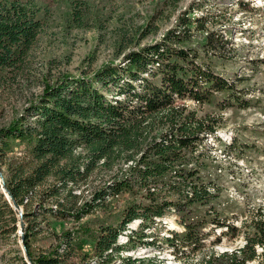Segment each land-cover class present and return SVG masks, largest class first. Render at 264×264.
<instances>
[{"label": "trees", "instance_id": "1", "mask_svg": "<svg viewBox=\"0 0 264 264\" xmlns=\"http://www.w3.org/2000/svg\"><path fill=\"white\" fill-rule=\"evenodd\" d=\"M39 0H0V71L2 80L24 72L32 57L39 36L44 31ZM194 11V9H193ZM185 13L178 27L152 45L130 51L125 65L109 64L92 79L71 80L62 77L38 100L24 110L13 125L0 129L3 157L11 150L10 140H28L24 158L7 164L5 185L12 199L25 207L24 219L35 220L30 205L52 201L56 207L48 210L56 219L73 216L81 220L100 209L110 198L122 194H141L145 202L130 205L119 226L101 228L93 255L81 257L82 264H163L155 258H121L135 247L132 243L145 235L144 231L171 213L179 215L184 231L166 237L175 252H192L205 248L211 232L226 229L224 237L238 238L242 227L245 245L232 252H213L206 260L189 264H264V212L242 221L239 227L221 220L213 206V219H195L194 206H207L219 197V187L212 192L203 183L200 167H190L207 135H216L219 123L210 117L198 118L195 112L185 114L177 100L192 99L199 104L210 102L215 92L236 90V84L214 73L209 66L198 63L197 50L186 48L191 37V25L207 30L206 17L193 19ZM202 45L208 54L220 55L229 41L214 31H206ZM151 77V78H150ZM98 83L100 87L96 85ZM211 121V122H210ZM213 122V123H212ZM104 170L108 181L84 198L76 188L88 183L96 171ZM0 171L2 172L1 168ZM71 212L75 214L70 215ZM210 215L212 213H209ZM141 230L128 234V246L119 245L122 233L135 221ZM19 214L0 183V246L15 242ZM249 226H247L249 228ZM40 229L25 228V243L30 250V238ZM58 245L49 253L39 255L34 264L69 263L75 252L72 233L58 236ZM142 240V239H141ZM262 251L259 252L258 249ZM0 256V264H1Z\"/></svg>", "mask_w": 264, "mask_h": 264}, {"label": "rangeland", "instance_id": "2", "mask_svg": "<svg viewBox=\"0 0 264 264\" xmlns=\"http://www.w3.org/2000/svg\"><path fill=\"white\" fill-rule=\"evenodd\" d=\"M38 3L44 31L28 67L5 81L1 79L5 73L0 71V129L13 125L27 107L37 103L62 77L73 81L92 79L106 65L124 66V58L130 51L161 41L178 27L185 13L194 9L190 17H206L207 30L223 35L230 43L220 55L212 51L206 54L202 45L207 30H199L192 24L190 40L183 46L197 50L198 63L235 83L236 90L215 92L205 104L192 99L175 103L185 107V114L195 112L198 118L210 117L211 121L215 118L219 123L216 135L206 136L190 164L200 167L202 181L212 192L215 185L219 187V197L207 206H194L193 216L210 221L214 206L222 221L240 227L242 221L249 219L250 223L256 213L264 212V0H39ZM29 146L28 140H10L12 151L8 150L4 159L0 157L2 173L8 175L7 164L24 158ZM2 150L0 143L1 153ZM107 177L104 170L96 171L88 183L76 188V193L84 195L80 203L108 181ZM33 201L30 213L35 220L24 219L18 212L17 237L15 242L11 239L0 246L1 264H34L39 255L48 254L59 244L58 236L68 232L75 237V252L69 263L82 264L83 255H93L101 228L119 226L126 209L134 203H144L145 199L141 194L125 193L108 199L100 209L81 220L73 216L56 219L48 212L59 208L55 203L36 205V200ZM20 210L24 213L25 207ZM180 221L175 213L158 219L121 258H155L163 264L197 263L213 252L217 256L242 248L246 243L243 233H250L251 229L249 224V228L242 227L238 238L224 237L219 241L220 233L226 229H215L213 234L210 222L206 231L211 233L203 250L192 252L193 248L188 247L185 252L176 253L164 239L171 237L172 232L184 231ZM31 222L40 230L30 238L28 250L24 236ZM127 228L119 238V245L128 246V234L141 230V221L132 222ZM87 261L95 263L94 259ZM113 264L122 261L116 259Z\"/></svg>", "mask_w": 264, "mask_h": 264}, {"label": "water", "instance_id": "3", "mask_svg": "<svg viewBox=\"0 0 264 264\" xmlns=\"http://www.w3.org/2000/svg\"><path fill=\"white\" fill-rule=\"evenodd\" d=\"M0 179H1V183H2V187L3 189L5 190V192L7 193V198L9 200L12 201V205L13 207L19 212V214L21 215V217L24 216V213L23 211L20 210V207L17 205V203L12 199V196L9 194L7 188H6V185H5V178L3 176V173L0 171ZM23 225V223H21V226ZM24 227V226H23ZM22 234V233H21Z\"/></svg>", "mask_w": 264, "mask_h": 264}]
</instances>
